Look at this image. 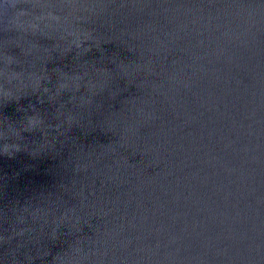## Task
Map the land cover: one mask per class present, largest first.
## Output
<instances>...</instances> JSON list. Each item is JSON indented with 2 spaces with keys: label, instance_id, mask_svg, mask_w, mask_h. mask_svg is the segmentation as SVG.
<instances>
[{
  "label": "water",
  "instance_id": "obj_1",
  "mask_svg": "<svg viewBox=\"0 0 264 264\" xmlns=\"http://www.w3.org/2000/svg\"><path fill=\"white\" fill-rule=\"evenodd\" d=\"M0 264H264V0H0Z\"/></svg>",
  "mask_w": 264,
  "mask_h": 264
}]
</instances>
